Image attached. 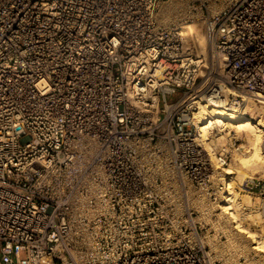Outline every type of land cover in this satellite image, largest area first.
I'll return each mask as SVG.
<instances>
[{
    "label": "built area",
    "instance_id": "obj_1",
    "mask_svg": "<svg viewBox=\"0 0 264 264\" xmlns=\"http://www.w3.org/2000/svg\"><path fill=\"white\" fill-rule=\"evenodd\" d=\"M258 103L264 0H0V264H213L202 108Z\"/></svg>",
    "mask_w": 264,
    "mask_h": 264
},
{
    "label": "bare ground",
    "instance_id": "obj_2",
    "mask_svg": "<svg viewBox=\"0 0 264 264\" xmlns=\"http://www.w3.org/2000/svg\"><path fill=\"white\" fill-rule=\"evenodd\" d=\"M182 27L183 29H190L189 26L182 25ZM202 114L204 117L206 116L205 122L202 126V130L204 132L207 131V128H210L217 123L227 125V127L224 128L225 134L219 135V137L217 136L216 140L218 142H215V140L203 142L205 148L209 151L210 156L212 157L213 165L219 169L223 176V180L225 179V191L221 192V199L218 201L220 211L219 217L226 219V228H230V231L233 232V234L230 235V240L232 238H236V241L238 239L241 240V242L243 241L249 246L250 250H254L255 252L261 254L264 258V240L262 239L263 233L258 231L256 232L251 229L244 221L245 217L250 220L258 219V210L255 212H245L242 210L246 203H249V206H251L250 204H254L255 202L246 195H240L234 189L236 180V178L234 180L235 174H238L237 176L241 180L246 175L245 172L248 169L253 171H264V111L262 107L258 108V118L255 121L246 117L244 110L236 106L231 109H225L219 106H204L202 108ZM231 127H234V129L237 130L236 134L238 136L243 135L247 143H245L246 151L238 155L236 158L237 161L231 163L228 167L223 165V158H220L217 151L219 146L223 145L222 143L224 139L231 135L229 130ZM255 204L258 207V203ZM262 215H264V211ZM234 235L236 237H233ZM244 245L240 248L239 245H237V247L235 246L236 250L234 251H240L242 253L247 252L245 248L246 246L244 247ZM233 246H231V249Z\"/></svg>",
    "mask_w": 264,
    "mask_h": 264
},
{
    "label": "rangeland",
    "instance_id": "obj_3",
    "mask_svg": "<svg viewBox=\"0 0 264 264\" xmlns=\"http://www.w3.org/2000/svg\"><path fill=\"white\" fill-rule=\"evenodd\" d=\"M261 107L264 111V104L258 103V108H261ZM232 129L233 130L230 129L231 135L238 137L239 141H240L239 143H243L246 146L245 143H247V141L244 139L243 135L238 136L236 134L237 130L234 129V127H232ZM222 134H225V132H222L220 134H216L215 142H218L216 140L217 136L219 137V135H222ZM245 151H246V148L239 153H236V154L234 153L233 158L230 161H228L229 164L226 166L229 167L231 163L236 162L237 156L242 154ZM245 173H246V175L241 180L237 176L238 174L234 175V180L236 178L234 189L240 195H246V196H248V198L250 197V199H252L255 203H258V207L256 206L255 203L254 204L251 203L250 204L251 206H249V203H246L245 207H243L242 210L245 212H255L258 210V219L250 220V219H247V217H245L244 221L251 229L255 230L256 232L257 231L262 232L263 233L262 239L264 240V232H263V230H264V215H262L263 211H264V194H261L259 190H258V193H251V192L245 190L241 184L250 178H258V183H264V171L263 170L253 171L251 169H248ZM222 177L223 176H222L221 172L219 171V169H217L215 167V172H214V177H213V185L216 186L219 183H221L223 181ZM196 206L200 210V214H199V217L197 219L200 221H203V228L201 230V236L203 237L202 239L204 241V244L207 246L208 251H210V253H211L213 264H264L263 256L261 254L255 252L254 250H250L249 246L246 243H244L243 241H242L243 242L242 243L241 240H239V239L237 240L238 241L237 242L236 238H232L230 240V235H232L233 232L230 231L231 230L230 228H226V225H227L226 219L222 218V217H221L222 218L221 219L219 217L220 211H219L218 202L217 203H210L209 199L204 195V197H200V199H198V201L196 202ZM205 209H209V213L207 215L204 214ZM261 212H262V214H261ZM226 230H227V232H226ZM229 232H231V233H229ZM233 237H236V236L234 235ZM230 242H231V245H230ZM237 245H239V248L243 247V245H244V247L246 246L245 247L247 250V252H245L246 254L242 253L240 251L235 252L234 250H236ZM231 246H233L232 249H231ZM233 248H235V249H233ZM248 248H249V251H248Z\"/></svg>",
    "mask_w": 264,
    "mask_h": 264
}]
</instances>
